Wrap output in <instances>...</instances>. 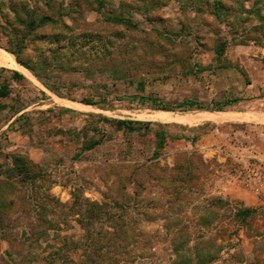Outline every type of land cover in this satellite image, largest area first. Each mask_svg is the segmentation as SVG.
Masks as SVG:
<instances>
[{
	"label": "rangeland",
	"instance_id": "rangeland-1",
	"mask_svg": "<svg viewBox=\"0 0 264 264\" xmlns=\"http://www.w3.org/2000/svg\"><path fill=\"white\" fill-rule=\"evenodd\" d=\"M0 49L51 89L0 133V264H88L87 202L120 219L99 264H264V159L247 157L264 128L228 117L264 111V0H0Z\"/></svg>",
	"mask_w": 264,
	"mask_h": 264
},
{
	"label": "crops",
	"instance_id": "crops-1",
	"mask_svg": "<svg viewBox=\"0 0 264 264\" xmlns=\"http://www.w3.org/2000/svg\"><path fill=\"white\" fill-rule=\"evenodd\" d=\"M2 51L10 55L13 62L11 65L0 64V67H2V69H6V71L10 75L7 81L9 93L5 97L0 96V99L5 100L1 102L2 105H4L5 103H9V105H5L4 107L2 106L3 108L1 109L0 112L7 113L12 110L11 111L12 115L4 123L0 121V133L6 132V131L10 132L9 128L14 126V123L21 122V120L17 117H20L24 112L28 111L30 108L32 107L42 108L43 106H48V104L43 103L45 102V100H38L37 102L32 101L30 103H27L25 108L19 111H16V113H14L13 110H15L17 106H23L22 100L24 99V97H28V95L32 93H37V92H42L45 94L51 93L49 92L50 90L43 83H41L38 80V78H36V76H34L33 73L28 68H26L25 66H23L16 60V57L13 54L8 53L4 50ZM14 73H18L19 75L22 76V78L16 79L13 76ZM19 88L21 89V91L17 90ZM13 97H15L16 100H12ZM20 100L21 102H19ZM39 102H42V103L40 104ZM241 102L242 101L238 102V106H232V107L234 108L245 107V105L239 106ZM228 115H229L228 117L230 119V123H236V124L245 123V124L254 125V127L259 126L258 127L259 129L264 128V111L256 110L255 112H249L245 109L239 110L236 108L235 111L230 110ZM247 157L255 158L257 159V161H262V159H264V152L259 151L258 149L251 146V150L248 151Z\"/></svg>",
	"mask_w": 264,
	"mask_h": 264
},
{
	"label": "trees",
	"instance_id": "trees-1",
	"mask_svg": "<svg viewBox=\"0 0 264 264\" xmlns=\"http://www.w3.org/2000/svg\"><path fill=\"white\" fill-rule=\"evenodd\" d=\"M101 5H103V2H100ZM219 6H215V15L219 16ZM115 21H124L121 19H116ZM128 23L129 25H134L131 22H125ZM225 43L222 44L221 47H219L216 50V54L218 57L222 56L224 53V49H225ZM14 56L16 57V60L22 64L23 66H25L26 68H28L29 70H31V68L26 65L17 54L13 53ZM13 76L16 79L22 78L21 75H19L18 73H14ZM36 76V75H35ZM37 77V76H36ZM39 79V77H37ZM45 85V84H44ZM48 89H50L48 86H46ZM51 90V89H50ZM53 91V90H52ZM9 93V89L7 84H4L1 86L0 88V96L1 97H5L7 96ZM181 106H186L189 108H197V109H204L205 106L201 103L198 102H194V101H188V102H183ZM116 123V125L119 128H125L127 130L130 131H140V130H147L148 127L150 126L149 122H143V121H133V120H115L114 121ZM16 169L18 171V175H23L26 177V179H32V177H30L29 174V169H26L25 166H23V164H18L16 165ZM89 207L86 209V211H84V219H82V226L86 232V237L84 235V237L88 240L87 242L90 245H95L96 248V252H95V256L92 255H88L87 259L88 264H99L101 261L103 262L105 260L101 249L105 248L104 245L110 246L112 243H116L118 241V236H119V223H120V219H117L113 216L109 215V209L107 208V206L105 205H99L98 203H94V202H87ZM110 223L112 226V232L106 236V242L99 243L97 242V240H95V238L93 237V235H91L89 233V230L93 227V224L95 223ZM43 223L47 224L48 222L44 221ZM46 232V231H45ZM46 234V233H45ZM65 243V242H64ZM106 243V244H105ZM63 248V245L62 247ZM109 249V248H108ZM61 250V249H60ZM60 260L65 261L68 259V256L66 253L63 252V250L54 253Z\"/></svg>",
	"mask_w": 264,
	"mask_h": 264
},
{
	"label": "bare ground",
	"instance_id": "bare-ground-1",
	"mask_svg": "<svg viewBox=\"0 0 264 264\" xmlns=\"http://www.w3.org/2000/svg\"><path fill=\"white\" fill-rule=\"evenodd\" d=\"M12 59L11 56L0 50V64L3 65H11L12 64ZM157 119L159 120H167L168 118L165 117L164 115H158Z\"/></svg>",
	"mask_w": 264,
	"mask_h": 264
}]
</instances>
